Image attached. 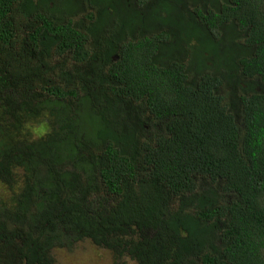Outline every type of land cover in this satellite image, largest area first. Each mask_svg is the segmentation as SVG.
I'll return each instance as SVG.
<instances>
[{
  "label": "trees",
  "instance_id": "trees-1",
  "mask_svg": "<svg viewBox=\"0 0 264 264\" xmlns=\"http://www.w3.org/2000/svg\"><path fill=\"white\" fill-rule=\"evenodd\" d=\"M85 240L264 264V0H0V264Z\"/></svg>",
  "mask_w": 264,
  "mask_h": 264
},
{
  "label": "rangeland",
  "instance_id": "rangeland-1",
  "mask_svg": "<svg viewBox=\"0 0 264 264\" xmlns=\"http://www.w3.org/2000/svg\"><path fill=\"white\" fill-rule=\"evenodd\" d=\"M48 128L46 123H42L30 130L36 138H40ZM52 255L55 264H136L129 258L117 260L111 252L97 247L90 240L77 243L72 248H56Z\"/></svg>",
  "mask_w": 264,
  "mask_h": 264
}]
</instances>
